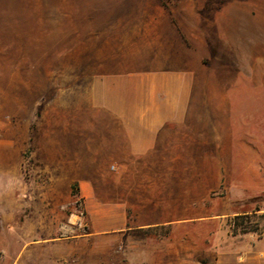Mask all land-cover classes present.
Segmentation results:
<instances>
[{
    "label": "rangeland",
    "instance_id": "obj_1",
    "mask_svg": "<svg viewBox=\"0 0 264 264\" xmlns=\"http://www.w3.org/2000/svg\"><path fill=\"white\" fill-rule=\"evenodd\" d=\"M185 1L214 15L236 12L243 23L238 40L218 34L197 51L187 119L196 139L180 162L108 173L64 162L59 152L75 125L90 122L91 79L114 59L107 16L123 1L0 0V140L14 141L27 161L45 160L32 165L39 195L19 220L21 234L27 218L37 237L50 232L44 264H218L221 256L264 264V0ZM30 161L25 179L33 177ZM154 173L180 178L147 177ZM89 175L101 199H126L135 227L92 232L83 198L72 192L77 176ZM241 214L247 218L235 223ZM153 221L161 223L137 226Z\"/></svg>",
    "mask_w": 264,
    "mask_h": 264
},
{
    "label": "crops",
    "instance_id": "obj_2",
    "mask_svg": "<svg viewBox=\"0 0 264 264\" xmlns=\"http://www.w3.org/2000/svg\"><path fill=\"white\" fill-rule=\"evenodd\" d=\"M121 1L107 16L114 20L108 26V50L114 59L91 79L86 110L90 122L75 125L74 140L62 144L59 152L64 162L97 164L108 173L109 168L137 162H180L181 155L189 154V143L196 139L187 119L200 65L197 51L210 49L206 45L217 42L218 34L238 40L243 27L236 12L226 9L214 15L210 7L201 10L191 1ZM31 159L28 171L33 177L25 179L29 161L14 141L0 140V264H44L40 260L49 255L45 250L50 232L37 237L28 218L25 225L30 229L22 234L19 229L21 211L29 210L39 195L32 165L45 162L39 156ZM148 175L180 178L174 173ZM77 177L92 232L136 226L128 224L126 199H101L92 182L95 175ZM30 243L35 248H29ZM218 264L238 263L221 256Z\"/></svg>",
    "mask_w": 264,
    "mask_h": 264
},
{
    "label": "trees",
    "instance_id": "obj_3",
    "mask_svg": "<svg viewBox=\"0 0 264 264\" xmlns=\"http://www.w3.org/2000/svg\"><path fill=\"white\" fill-rule=\"evenodd\" d=\"M72 192H73V194L78 195L79 194L78 187H76V186L73 187L72 188ZM245 218H247V217L244 214L235 215L234 218H233V221L238 224L240 220H243ZM245 231H247V230H245Z\"/></svg>",
    "mask_w": 264,
    "mask_h": 264
}]
</instances>
